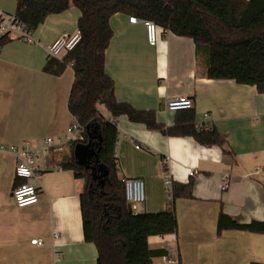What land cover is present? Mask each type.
<instances>
[{"label": "crops", "instance_id": "obj_1", "mask_svg": "<svg viewBox=\"0 0 264 264\" xmlns=\"http://www.w3.org/2000/svg\"><path fill=\"white\" fill-rule=\"evenodd\" d=\"M15 3L0 0V11L13 13ZM79 16V9L70 6L48 15L33 30L36 43L0 42L1 145L64 133L72 119L67 100L73 69L68 65L58 75L44 71L43 46L63 31L76 30ZM129 17L115 13L109 19L113 36L104 69L113 80L116 99L152 110L158 123L172 126L187 111H162L161 100L189 96L195 121L209 113L210 125L225 138L222 146H204L192 136L165 135L125 115L112 119L99 106L118 129V176L144 181L141 212L166 208L167 175L177 183L193 181L191 196L174 200L176 233L149 246L175 245L177 262L171 264H263L264 233L234 228L218 232L217 218L221 211L239 223L264 219V92L232 79L207 77L204 47L160 26L150 45L142 19L133 23ZM54 153L47 154L44 170L34 180L40 188L37 202L19 207L11 194L21 181L15 176L16 158L0 148V264H97V249L83 233L79 195L84 180L62 168ZM190 170L195 174L189 175ZM33 238L43 244H31Z\"/></svg>", "mask_w": 264, "mask_h": 264}, {"label": "trees", "instance_id": "obj_2", "mask_svg": "<svg viewBox=\"0 0 264 264\" xmlns=\"http://www.w3.org/2000/svg\"><path fill=\"white\" fill-rule=\"evenodd\" d=\"M70 6L80 11L77 28L81 39L72 51L48 59L43 70L58 75L68 65L72 67L67 108L83 127L81 142L99 135L92 140L98 163L105 165L107 175L101 183L77 164L74 144L54 153L58 157L53 159L84 180L79 195L83 233L85 240L93 242L97 249V264H152L165 249L151 248L148 238L176 233L174 200L190 197L193 181H171L163 211L132 214L118 176L116 122L105 119L99 106H104L112 119L125 115L165 135L192 136L204 146H222L225 138L214 127L196 130L190 109L177 110L187 111L186 116L166 126L156 121L154 111L137 109L116 99L113 80L104 69L105 52L113 36L109 19L115 13L149 19L175 35L192 38L197 48L206 49L207 77L232 79L253 85L263 93L264 0H16L10 14L35 30L48 15L61 13ZM4 40L8 38L0 36V42ZM230 228L264 233V219L239 223L220 211L217 231Z\"/></svg>", "mask_w": 264, "mask_h": 264}, {"label": "built area", "instance_id": "obj_3", "mask_svg": "<svg viewBox=\"0 0 264 264\" xmlns=\"http://www.w3.org/2000/svg\"><path fill=\"white\" fill-rule=\"evenodd\" d=\"M139 19L134 16L129 17L130 22H136ZM146 30V39L150 45L156 42L157 25L154 21L142 20ZM161 27V26H160ZM162 31H167L161 27ZM33 30L20 22L13 14L0 11V36H6L8 39H19L27 43H36L33 38ZM81 39L79 29L72 32L63 31L51 43L44 44V54L48 59L59 58L63 54L72 51ZM193 100L186 95L164 97L160 103L162 111H177L191 109ZM210 125V114L203 113L198 115L195 121L196 130L203 131L212 129ZM82 125L72 117L70 123L66 127L64 133L60 136H45L37 142H22L18 145H1V149L11 151L16 158L15 176L21 181L12 189V198L19 207L33 204L37 202L40 188L34 183L41 172L44 170L42 163L45 161L47 154L51 152H61L71 145L81 142ZM120 141V137L116 140V144ZM136 148H140L139 144H135ZM164 162H168V158H164ZM264 170V167H263ZM193 170L189 171V175H194ZM124 186V197L132 214L140 213L143 209L145 200V184L140 177H120ZM167 190L170 189L171 179L166 176ZM226 185L223 184L221 188ZM31 244L42 245L43 241L39 238H33ZM177 262V248L175 245L168 243L165 247L163 255L153 259L152 264H171Z\"/></svg>", "mask_w": 264, "mask_h": 264}, {"label": "water", "instance_id": "obj_4", "mask_svg": "<svg viewBox=\"0 0 264 264\" xmlns=\"http://www.w3.org/2000/svg\"><path fill=\"white\" fill-rule=\"evenodd\" d=\"M93 132H95V129ZM98 136L99 135L89 136V140L86 143H76L74 145L73 153L77 164L92 170L91 173L93 178H95V172L93 166L90 163L91 160L94 159V162L97 163L96 169L99 172L98 178H100L101 182H103L107 175V169L105 165L98 163L97 151H95L94 148L91 146V140Z\"/></svg>", "mask_w": 264, "mask_h": 264}, {"label": "flooded vegetation", "instance_id": "obj_5", "mask_svg": "<svg viewBox=\"0 0 264 264\" xmlns=\"http://www.w3.org/2000/svg\"><path fill=\"white\" fill-rule=\"evenodd\" d=\"M91 146L94 148V142H93V140H91ZM90 164H91V165L93 166V168H94V172H95V178H94V179H99V181L101 182V179L98 178V174H99V172H98L97 169H96V167H97V163H95V162H91ZM86 169H88L90 172L92 171V170L89 169V168H86ZM101 183H103V182H101Z\"/></svg>", "mask_w": 264, "mask_h": 264}, {"label": "rangeland", "instance_id": "obj_6", "mask_svg": "<svg viewBox=\"0 0 264 264\" xmlns=\"http://www.w3.org/2000/svg\"><path fill=\"white\" fill-rule=\"evenodd\" d=\"M161 242L163 241L160 236H151L150 240H149V245L151 246L152 242ZM157 257L154 258V260H156Z\"/></svg>", "mask_w": 264, "mask_h": 264}]
</instances>
